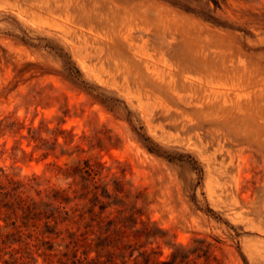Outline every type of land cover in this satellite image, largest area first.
<instances>
[{"label": "rangeland", "instance_id": "1", "mask_svg": "<svg viewBox=\"0 0 264 264\" xmlns=\"http://www.w3.org/2000/svg\"><path fill=\"white\" fill-rule=\"evenodd\" d=\"M9 180L48 215L58 191L87 212L89 259L134 212L164 236L148 248L160 261L264 264V0H0ZM14 221L0 211V264L86 257L44 220Z\"/></svg>", "mask_w": 264, "mask_h": 264}, {"label": "trees", "instance_id": "2", "mask_svg": "<svg viewBox=\"0 0 264 264\" xmlns=\"http://www.w3.org/2000/svg\"><path fill=\"white\" fill-rule=\"evenodd\" d=\"M81 172L86 176L85 179L87 182H93V185L96 186L101 179V164L87 160ZM25 188L27 187L24 184L14 180H9L7 183H0V211L6 209L9 216L15 218V221L12 224L14 228L17 229L16 234H20V230H18L19 227L21 228V226H18L19 222L29 224L30 222L37 220H44V227L47 229L43 235H56V238H60L64 232L68 233L72 241L66 245V248L69 249L73 244L74 250L72 251L75 254L83 248V254L86 255L84 259L77 258L73 264H85V262L86 264H120L119 261L121 258L122 264L178 263V257L176 256H173L174 259L171 261H160L156 258L157 252L154 249H148L149 246L153 245V243H155L158 239L164 238V236L162 237V235H160V231L156 226L148 222H139L138 218L135 217L136 213L134 212L130 215H124V213H121L119 220H109L110 226L114 227V229L101 233L98 241L95 242V252L97 257L95 259H89L87 256L93 251V249L90 248L92 247L94 240L91 242L89 241L87 236L89 233L88 231L86 233L78 234L81 227L85 225L84 223L87 220V212L79 210L78 205L76 208H72L70 210L67 209L66 205L69 204V201H67L68 199L65 201L64 192L58 191L54 194L53 198L54 200H61V204H65V206L54 207L53 214L48 215L51 204L46 202H37L29 197H24V191L22 190ZM84 189H86V187H84ZM88 195L89 193L86 197ZM106 209L107 207L104 209L102 208L100 215L103 214ZM90 213L95 215L93 209ZM100 218L102 223L104 218ZM92 221H95V219H92ZM52 222L53 226L51 224ZM34 226L38 229L36 224ZM61 226H66V229L63 230L60 228ZM75 227L77 230L73 231ZM88 227L89 225L87 226L86 222L85 228L87 229ZM13 235L15 234L7 235V237H11ZM1 237L2 233L0 232V238ZM143 239L145 240L143 241ZM53 248L54 247L52 246L48 249V251H55V253L46 254L49 261L58 257V252ZM137 251L139 252V255L134 256ZM128 253L129 255L127 256ZM102 259L106 260L102 261ZM58 262L66 264L62 261V259H59ZM7 264L27 263L24 262L22 256ZM50 264H53V261L50 262Z\"/></svg>", "mask_w": 264, "mask_h": 264}]
</instances>
